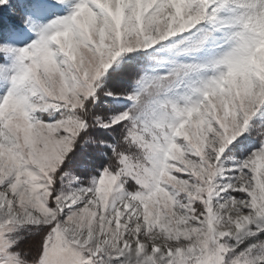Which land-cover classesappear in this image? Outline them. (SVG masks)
<instances>
[{"label": "snow or ice", "instance_id": "1", "mask_svg": "<svg viewBox=\"0 0 264 264\" xmlns=\"http://www.w3.org/2000/svg\"><path fill=\"white\" fill-rule=\"evenodd\" d=\"M0 264H264V0H0Z\"/></svg>", "mask_w": 264, "mask_h": 264}]
</instances>
